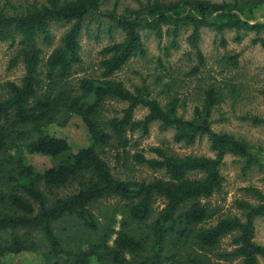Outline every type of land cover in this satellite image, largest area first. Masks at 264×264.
Masks as SVG:
<instances>
[{
	"label": "trees",
	"instance_id": "1",
	"mask_svg": "<svg viewBox=\"0 0 264 264\" xmlns=\"http://www.w3.org/2000/svg\"><path fill=\"white\" fill-rule=\"evenodd\" d=\"M138 1L137 9L119 14L115 8L105 14L102 0H45L20 7L0 0V42L16 47L10 68L22 64L25 70L20 84L6 82L0 89V264L8 256L38 250L39 243L50 264L71 258L74 264H92L94 259L99 264L264 262V245L256 241L257 221L264 219V193L245 188L255 202L238 200L240 215L223 216L221 207L212 203L223 191L222 167L228 156L238 158L244 172H264V158L263 149L246 138L213 128L222 105L228 99L238 101L247 90L242 83L218 81L207 73L201 48L205 29L221 38L222 48L228 46L227 32L236 33L239 43L253 34L252 43L264 48V22L253 20L264 0ZM95 17L111 24L100 74L69 84L82 64L85 23ZM53 24L69 28L45 61L41 45L52 46ZM115 31L123 35L122 41L114 40ZM145 34L158 40L165 57L181 49L186 35V56L193 63L183 75L196 90L191 118L179 112L186 104L176 90L173 69L168 82L166 76L157 78L163 84L157 95L146 82L130 89L116 77L132 60L147 57ZM221 59L226 69H239L240 54ZM159 64L166 68L162 59ZM260 93L264 99V89ZM111 101L125 107L105 118ZM140 108L148 112L137 119ZM67 115L81 118L90 135V145L77 152L47 129L54 122L65 124ZM242 119L264 125V118L250 113ZM155 123L162 133L173 131L177 144L189 147L206 140L214 156L180 155L161 146L151 148L153 156L148 157L130 135L146 137ZM25 154L64 160L38 170ZM110 159L125 169L134 164L163 174L150 180L122 179L113 173ZM228 236L231 249L222 248ZM77 238L91 246L74 247Z\"/></svg>",
	"mask_w": 264,
	"mask_h": 264
},
{
	"label": "rangeland",
	"instance_id": "2",
	"mask_svg": "<svg viewBox=\"0 0 264 264\" xmlns=\"http://www.w3.org/2000/svg\"><path fill=\"white\" fill-rule=\"evenodd\" d=\"M8 2L11 6H24L27 3L38 1L45 3V0H3ZM146 2V0H141ZM174 1V0H166ZM213 2H232L233 0H211ZM102 11L105 14L113 11L115 8L119 14L124 13L127 8L137 9L139 7L138 0H102ZM8 8L9 14H13L12 7ZM255 21L264 22V7L255 11ZM111 24L105 18L95 17L89 18L85 23L83 34L81 36V57L82 64L75 67L74 73L68 79L69 84L76 85L78 80L85 76L97 77L100 74V61L102 60V49L111 43V32H109ZM69 26L62 24H53L51 26L53 34L52 46L41 45L44 50V60L52 53V51L60 45L63 37ZM114 40L122 41L123 35L119 31L113 32ZM224 37L228 41V46L222 48L220 46L221 38L216 37L215 33L210 30H204L201 48L206 56L207 68L206 72L216 78L218 81L233 80L234 84H244L247 91L242 92L240 99L234 101L228 99L221 107L220 111L214 116L213 128L216 131H229L237 136L246 138L253 146L262 148V156L264 158V125L254 126L250 121L243 120L245 114L250 113L261 118H264V99L260 93L264 89V48L260 45L252 43L254 35H247L242 42H236V33L227 32ZM145 43L148 48V55L144 59H135L127 65V67L117 74V78L126 83L132 89L134 85L146 82L154 90V94H159L163 90L162 85L157 84V78L166 76L165 82H168V72L173 69L174 76H177L176 90L180 93L182 102L186 105L180 108V114L186 118H191L195 107V84L184 77V73L188 72L192 66V61L188 59L186 53L189 47L185 41L186 35L182 39L181 49L173 51L170 57H165L158 48V40L151 34H145ZM16 54V47L11 48L9 43L0 42V89L6 82L21 83L25 74L22 64L15 68H10V62ZM231 54H240V66L237 71H230L224 67L222 57ZM159 59L163 60L164 66L161 67ZM192 80V78H190ZM193 81V80H192ZM1 91V90H0ZM163 101L164 96L159 95ZM237 102V103H236ZM105 118L116 115L125 107L115 101H111L107 105ZM147 110L140 108L136 112V118L142 119ZM65 124L57 122L51 123L47 126L48 132L58 138L66 139L71 144L74 152L90 145V135L83 123L82 119L77 116L67 115ZM173 131L162 133L159 129V124L152 125L150 134L142 137L140 132L130 135L132 142H139V150L143 151L148 157L153 154L150 149L153 147L166 146L173 149V151L180 155H206L213 157L214 154L209 149V144L206 140L197 143L194 146H183L177 144L173 140ZM133 151V149H132ZM30 164L34 165L38 170H44L49 167L59 165L64 158L50 159L40 155L25 154ZM110 165L113 173L122 179H136V180H150L157 176L161 177L162 172H154L147 166H139L131 164L128 168L117 165L113 159H110ZM222 174L225 178L224 188L220 194L215 195L212 199L214 205L221 207V215H240V210L236 207L238 200H255L244 189L247 187H254L264 193V172H259L254 169L250 172L243 171V164L236 157L228 156L225 164L222 167ZM112 203L115 201H111ZM164 205H159V210ZM98 213V211H96ZM120 219V217H118ZM216 221L211 222L215 224ZM256 241L264 245V219L257 221ZM119 224L117 225V229ZM77 247L80 243V238H77ZM231 238L228 236L222 242V248L231 249ZM94 244V243H93ZM40 248L34 252L22 253L19 255H11L5 258L3 264H50L46 257V248L42 243H39ZM83 249H88L89 245L86 241L80 243ZM55 260L51 261L53 264ZM75 260L70 259L69 262L63 264H74ZM92 264H99L96 259ZM227 264H240L238 260L228 262ZM264 264V262H261Z\"/></svg>",
	"mask_w": 264,
	"mask_h": 264
}]
</instances>
